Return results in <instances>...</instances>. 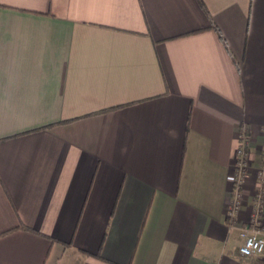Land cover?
Masks as SVG:
<instances>
[{
  "label": "crops",
  "instance_id": "crops-1",
  "mask_svg": "<svg viewBox=\"0 0 264 264\" xmlns=\"http://www.w3.org/2000/svg\"><path fill=\"white\" fill-rule=\"evenodd\" d=\"M263 132L264 0H0V264H264Z\"/></svg>",
  "mask_w": 264,
  "mask_h": 264
},
{
  "label": "built area",
  "instance_id": "built-area-1",
  "mask_svg": "<svg viewBox=\"0 0 264 264\" xmlns=\"http://www.w3.org/2000/svg\"><path fill=\"white\" fill-rule=\"evenodd\" d=\"M264 137V132H263ZM249 141L246 134L241 131L238 135L236 148L234 151L235 165L229 178L231 187L232 200L227 210V218L230 222V228L236 214L243 202V182L252 171L249 161ZM263 164L256 170L255 178L258 181L260 191L257 192L254 205L251 208L248 222L242 227L240 237L242 243L238 248V255L242 259H255L264 262V233H263V196L262 188L264 186V147H263Z\"/></svg>",
  "mask_w": 264,
  "mask_h": 264
}]
</instances>
